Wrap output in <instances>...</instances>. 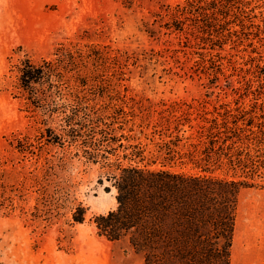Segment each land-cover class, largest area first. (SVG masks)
I'll return each mask as SVG.
<instances>
[{"label":"rangeland","instance_id":"1","mask_svg":"<svg viewBox=\"0 0 264 264\" xmlns=\"http://www.w3.org/2000/svg\"><path fill=\"white\" fill-rule=\"evenodd\" d=\"M183 1L0 0V264L143 263L126 242H113L97 233L94 217L116 208V189L100 163L74 156L75 149L71 152L49 138L46 128L58 125L45 124L28 104L18 81L16 66L21 59L54 58L62 43L107 48L116 63L101 72L103 87L97 101L110 112H133L128 114L133 121L121 131L141 136L140 124H144L149 139L140 141L152 152L163 126L172 130L177 115L212 111L214 106H219V114L224 108L236 113L264 102V94L243 98L227 90L222 76V87L209 91V78L198 72L196 63L203 62L202 53L210 48L195 40L186 43L184 33L166 27L167 7ZM249 6L248 13L257 22L264 15V0ZM242 42L226 44L223 57L214 56L218 63L225 61L227 73L256 53ZM253 46L264 54V42L255 41ZM237 78L232 75L238 86ZM170 111L175 116L168 122L163 116H170ZM115 125L119 126L118 120ZM188 148V144L181 146L183 152ZM172 165L196 173L180 159ZM260 171L221 167L213 172L218 179L240 182L235 247L230 252L231 262L234 251L235 264H264V167ZM79 204L86 208L82 222L72 217ZM223 229L217 221L209 236L217 238Z\"/></svg>","mask_w":264,"mask_h":264},{"label":"trees","instance_id":"2","mask_svg":"<svg viewBox=\"0 0 264 264\" xmlns=\"http://www.w3.org/2000/svg\"><path fill=\"white\" fill-rule=\"evenodd\" d=\"M253 1L184 0L167 7L166 27L171 32L184 33L186 43L195 40L210 48L202 53L203 62L196 63L198 72L209 78L210 92L222 87V76L227 90L243 98L264 94V54L253 46L255 41L264 42V15L256 22L248 13ZM236 41L256 53L227 73L225 61L218 63L214 56L223 57L225 45ZM215 49L219 51L214 53ZM53 54L54 58L39 61L30 56L21 59L16 66L19 86L43 122L58 125L53 128L56 132L46 128L54 143L71 152L75 149L74 156L100 163L107 172L106 179L116 189L117 206L94 217L97 233L113 242H126L142 257V264H231L240 182L218 179L213 172L221 167L261 172L264 102L236 113L224 108L219 114V106L180 116L170 111L163 117L169 122L175 116L172 130L163 126L152 152L140 141L149 139L144 124H140L141 136L121 131L133 121L128 118L131 111L110 112L97 101L103 87L101 72L114 61L107 48L70 42L58 45ZM233 74L238 76V86L233 84ZM187 144L190 148L183 152L181 146ZM176 159L191 164L196 173L173 169ZM85 214L86 208L79 204L73 220L82 222ZM217 221L224 229L212 238L209 234Z\"/></svg>","mask_w":264,"mask_h":264},{"label":"crops","instance_id":"3","mask_svg":"<svg viewBox=\"0 0 264 264\" xmlns=\"http://www.w3.org/2000/svg\"><path fill=\"white\" fill-rule=\"evenodd\" d=\"M233 247H232V249H234V247H235V242H234V244L232 245ZM233 253H234V251H233ZM232 253V261H231V264H235V258L236 257H234V254Z\"/></svg>","mask_w":264,"mask_h":264}]
</instances>
